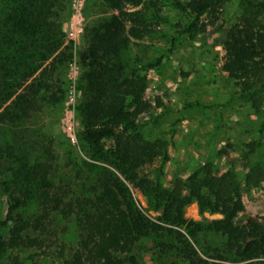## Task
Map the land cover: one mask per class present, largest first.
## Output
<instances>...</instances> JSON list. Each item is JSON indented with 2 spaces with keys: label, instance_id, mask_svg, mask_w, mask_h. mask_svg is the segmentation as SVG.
<instances>
[{
  "label": "trees",
  "instance_id": "trees-1",
  "mask_svg": "<svg viewBox=\"0 0 264 264\" xmlns=\"http://www.w3.org/2000/svg\"><path fill=\"white\" fill-rule=\"evenodd\" d=\"M110 13L85 28L78 60L84 67L80 137L98 162L79 195L69 196L51 179L55 156L49 149L42 160L30 162L12 148L0 178V195L9 193L0 216V264L7 249H40L53 215L72 221L76 241L63 264H140L138 246L150 241L158 257L173 256L183 264H264V217L237 222L241 210L239 185L225 172L216 176L210 163L196 166L184 179L163 188L143 172L156 159H166L162 140H150L139 129L146 109L142 95L147 72L155 62L131 58L133 46L152 32L157 19L152 1L100 0ZM224 0L175 1L172 6L191 19L181 34L205 33L199 18ZM264 13V1L244 0ZM0 125L21 122L45 105L62 101L58 70L71 57L61 23L69 0H0ZM257 12H259L257 10ZM252 20V19H251ZM222 71L229 76L249 72L264 81V26L249 22L225 32ZM262 81V82H263ZM14 165H11V164ZM136 189L147 205L159 212L147 217L134 201ZM195 203L200 212L217 213L206 230L221 242V254L202 257L174 227L185 224L184 208ZM32 207V214L21 210Z\"/></svg>",
  "mask_w": 264,
  "mask_h": 264
},
{
  "label": "rangeland",
  "instance_id": "rangeland-1",
  "mask_svg": "<svg viewBox=\"0 0 264 264\" xmlns=\"http://www.w3.org/2000/svg\"><path fill=\"white\" fill-rule=\"evenodd\" d=\"M147 1L153 2L150 10L158 16L151 25L152 32L137 40L142 46L131 49V58L153 63L160 57L161 61L157 68L147 72L142 95L147 106L138 126L146 138L165 142L166 159L147 164L143 172L156 178L163 188H169L176 179L186 178L196 166L210 163L216 176L229 171L239 185L241 210L236 221L260 220L264 217V81L251 72L229 76L221 65L225 32L232 25L243 26L245 21L254 27L264 26V13L244 0H224L199 18L197 26H204L205 33L190 38L180 31L191 19L172 6L175 1L186 0ZM100 3V0H69L68 15L61 29L71 57L57 73L62 101L45 105L21 122L0 125V178L9 179L4 169L11 159L4 149L10 147L30 162L44 159L49 149L55 156L51 179L57 188L75 196L89 183L98 162L90 157L88 146L80 137L84 67L78 53L84 46L85 28L110 13ZM76 9L79 12L75 21L72 14ZM72 21L82 27L74 39L65 32ZM130 192L143 213L157 220L159 212L147 205L141 193L132 188ZM8 198L9 193L0 195V216ZM32 211V207L21 210L23 215ZM182 216L185 224L174 228L184 234L197 252L208 260L220 255L221 242L206 227L221 216L200 212L195 203L188 204ZM48 228L40 249H7L4 264H63L61 254H68L75 245L76 229L72 221L57 214ZM138 258L140 264H183L173 256L158 257L147 240L140 242ZM242 263L245 261L232 264Z\"/></svg>",
  "mask_w": 264,
  "mask_h": 264
},
{
  "label": "built area",
  "instance_id": "built-area-1",
  "mask_svg": "<svg viewBox=\"0 0 264 264\" xmlns=\"http://www.w3.org/2000/svg\"><path fill=\"white\" fill-rule=\"evenodd\" d=\"M78 12H79L78 9H76L75 12L72 14V19H75V21L78 19ZM71 24L72 25L70 26L69 30L68 31H65V32L67 33V35L69 36V38L74 39V38L77 37L78 34L81 33L82 27L79 24V22H75L73 24V21H72ZM72 88H73V86H72Z\"/></svg>",
  "mask_w": 264,
  "mask_h": 264
}]
</instances>
